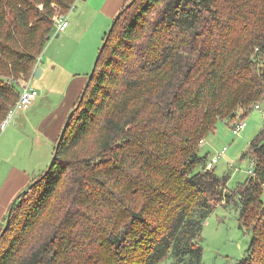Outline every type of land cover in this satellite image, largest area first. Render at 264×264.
Wrapping results in <instances>:
<instances>
[{"label":"trees","instance_id":"trees-1","mask_svg":"<svg viewBox=\"0 0 264 264\" xmlns=\"http://www.w3.org/2000/svg\"><path fill=\"white\" fill-rule=\"evenodd\" d=\"M74 2L0 0V126ZM263 103L264 0H126L51 164L11 204L0 264H202L204 224L236 195L252 234L237 264H264V127L232 195L199 154Z\"/></svg>","mask_w":264,"mask_h":264},{"label":"crops","instance_id":"crops-1","mask_svg":"<svg viewBox=\"0 0 264 264\" xmlns=\"http://www.w3.org/2000/svg\"><path fill=\"white\" fill-rule=\"evenodd\" d=\"M125 2L126 0H75L73 8L66 15L70 21L67 29L58 32L57 26L55 27V38L49 40L31 76L18 80L20 86L22 82H29L30 86L38 90V95L28 108L13 115L10 123L2 130L0 228L17 194L50 161L49 155H46L45 162L35 159L25 164L10 163L5 167V163L14 156L28 153V143L24 137L28 139L30 133L20 132V128L31 126V142L36 146L33 150L40 146L46 149L51 144L53 148L50 149L54 153V144L85 87L103 36ZM37 68H41L39 77L34 74ZM40 155L43 153L40 152Z\"/></svg>","mask_w":264,"mask_h":264},{"label":"rangeland","instance_id":"rangeland-1","mask_svg":"<svg viewBox=\"0 0 264 264\" xmlns=\"http://www.w3.org/2000/svg\"><path fill=\"white\" fill-rule=\"evenodd\" d=\"M55 33H53L50 38L51 41L55 38ZM101 45L102 42L99 48ZM97 55L98 52L93 61L92 70L96 63ZM24 79L25 78H22L20 81ZM36 80H38L37 77ZM20 87L22 88V86ZM19 112H21V109H16L13 115L16 116ZM240 118L241 117L238 116L233 121L229 119H219L215 129L209 133L204 139V142L201 143L199 150V154L205 157V161H207L222 149L227 148L226 153L220 158L214 168L218 175L228 176L227 183L225 184V191L231 195L237 192L239 187L247 180L250 176L249 171L253 168L252 161L249 158H243L242 154L247 151L251 140H253L264 127V103L261 105L260 109L254 108L244 116L246 126L240 134H235L233 132V126L237 120H241ZM30 129L31 126L24 129L20 128V132L26 131L30 133L28 139L24 137L25 142L28 143V153L24 155L19 153L14 156L9 162L5 163V167L9 166L10 163L17 162L18 164H25L29 162V160L35 161V159L45 162L47 160L46 155H49L48 161L50 160L49 165L51 164L54 156L50 155L53 153L51 150L53 146L50 144L46 149L40 146L36 150H33L35 146L31 142V132H33V130L30 132ZM3 133L4 131H2L0 138ZM40 152L43 153V155H40ZM199 169H202V165L196 168V170ZM262 199L264 201V191ZM241 205L236 195V198L230 203H219L216 209L207 218L202 233V244L204 248L202 264H237L238 261L248 255L252 234L240 226ZM168 263L172 264L173 259L171 258Z\"/></svg>","mask_w":264,"mask_h":264},{"label":"built area","instance_id":"built-area-1","mask_svg":"<svg viewBox=\"0 0 264 264\" xmlns=\"http://www.w3.org/2000/svg\"><path fill=\"white\" fill-rule=\"evenodd\" d=\"M56 22H57V31L58 32H63L67 29V27L70 24V21L66 16H57L56 17ZM25 78V77H23ZM22 79V77L20 78ZM19 79V80H20ZM38 95V90L35 89L34 87L29 85V82L25 81L22 82V88H21V93L20 96L17 100V102L12 106L10 109L9 113L7 116L4 118V120L1 122V130H4L6 126L9 124L13 117V112L14 110L18 109H26L29 107L31 104L32 100ZM255 107L257 109H260L261 106L259 104H256ZM246 126V121L245 120H238L234 126H233V132L235 134H240L241 131L245 128ZM204 140L201 141L203 143ZM227 148L222 149L220 152L217 154L213 155L211 159L206 161L205 168L206 169H212L215 167V165L219 162L220 158L226 153ZM250 173L253 172V169H250Z\"/></svg>","mask_w":264,"mask_h":264},{"label":"water","instance_id":"water-1","mask_svg":"<svg viewBox=\"0 0 264 264\" xmlns=\"http://www.w3.org/2000/svg\"><path fill=\"white\" fill-rule=\"evenodd\" d=\"M40 73H41V68H37L34 74H35L37 77H39V76H40ZM71 116H72V114L69 115L68 120H70ZM67 123H68V121L66 122L64 129L66 128ZM16 200H17V198L14 199L13 202H16ZM11 210H12V209H10V211H11Z\"/></svg>","mask_w":264,"mask_h":264}]
</instances>
